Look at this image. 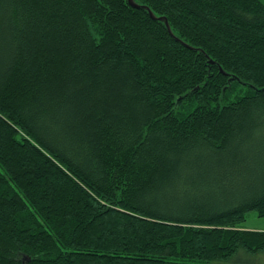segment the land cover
<instances>
[{"label":"trees","instance_id":"16d2710c","mask_svg":"<svg viewBox=\"0 0 264 264\" xmlns=\"http://www.w3.org/2000/svg\"><path fill=\"white\" fill-rule=\"evenodd\" d=\"M262 0H0V264H264Z\"/></svg>","mask_w":264,"mask_h":264},{"label":"rangeland","instance_id":"374dc122","mask_svg":"<svg viewBox=\"0 0 264 264\" xmlns=\"http://www.w3.org/2000/svg\"><path fill=\"white\" fill-rule=\"evenodd\" d=\"M264 2V0H262ZM245 227L250 228V229H264V217H259L255 213H250L248 215V219L245 222Z\"/></svg>","mask_w":264,"mask_h":264}]
</instances>
